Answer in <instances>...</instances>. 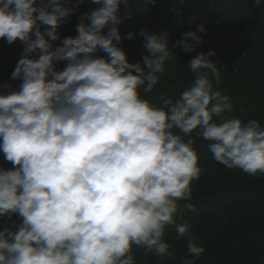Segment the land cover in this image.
Masks as SVG:
<instances>
[{
    "label": "clouds",
    "instance_id": "9594fccd",
    "mask_svg": "<svg viewBox=\"0 0 264 264\" xmlns=\"http://www.w3.org/2000/svg\"><path fill=\"white\" fill-rule=\"evenodd\" d=\"M121 2L127 8V0H91L100 6L81 15L78 34L61 38L57 29L78 5L0 0V39L23 44L11 73L18 90L6 84L0 94V152L12 164L0 168V217L21 220L0 231V264H136L134 247L163 264L173 255L169 229L187 241L182 264H195L205 249L176 222L202 171L194 131L219 164L264 174V127L225 115L233 105L213 88L214 51L189 61L193 81L177 99L161 93L157 105L140 96L141 86L153 91L172 49L195 50L204 26L171 48L166 32L141 29L147 54L130 63L118 47L117 25L132 17H121Z\"/></svg>",
    "mask_w": 264,
    "mask_h": 264
},
{
    "label": "trees",
    "instance_id": "16d2710c",
    "mask_svg": "<svg viewBox=\"0 0 264 264\" xmlns=\"http://www.w3.org/2000/svg\"><path fill=\"white\" fill-rule=\"evenodd\" d=\"M62 3L78 7L57 29L61 38L75 37L81 15L100 6L91 0H62ZM128 13L131 19H124L117 27L121 34L118 47L130 63L142 64L141 57L147 54L144 39L139 35L141 29L156 35L166 32L171 48L185 32L196 31L201 24L205 28V32L198 33L202 42L193 52L172 49L174 58L165 63V71L159 74L153 91L145 93L143 86L138 89L142 99L157 105L161 93L177 99L193 81L189 61L200 52L212 50L215 55L209 59L216 63L220 73L218 82L212 77L213 88L229 96L233 105V110L225 115L243 122L256 119L264 127V0L259 4L256 0H155L154 4L151 0H127V8L121 2L119 14L126 17ZM102 31L106 34L108 27ZM129 32L133 33L132 39L126 38ZM53 43L62 46L60 40ZM188 43L196 42L189 38ZM22 50L21 41L9 45L0 39V94L7 91L3 87L6 84L18 90L21 81L11 79V73ZM97 55L106 58L103 52ZM65 64L58 62L57 68L62 70ZM192 137L202 171L191 184L192 200L179 201L181 208L176 222L188 224L197 245L205 249L195 264H264V174L249 175L238 168H226L214 160L208 141L197 138L195 131ZM0 168H12L3 152ZM186 203L193 204L195 212L184 208ZM12 221L21 222L18 215H13L12 220L0 217V231L6 226L15 230ZM165 241L173 255L166 257L163 264H182L185 258H191L186 239H177L175 230H168ZM133 253L136 264H161L158 257L145 256L140 248L134 247Z\"/></svg>",
    "mask_w": 264,
    "mask_h": 264
}]
</instances>
